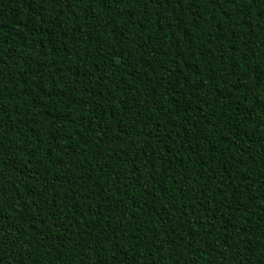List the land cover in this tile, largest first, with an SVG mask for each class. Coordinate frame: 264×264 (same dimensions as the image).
I'll return each instance as SVG.
<instances>
[{
    "label": "trees",
    "instance_id": "trees-1",
    "mask_svg": "<svg viewBox=\"0 0 264 264\" xmlns=\"http://www.w3.org/2000/svg\"><path fill=\"white\" fill-rule=\"evenodd\" d=\"M0 264H264V0H0Z\"/></svg>",
    "mask_w": 264,
    "mask_h": 264
}]
</instances>
